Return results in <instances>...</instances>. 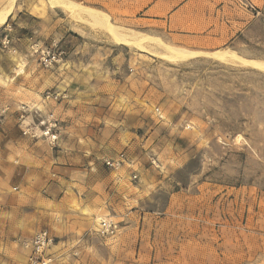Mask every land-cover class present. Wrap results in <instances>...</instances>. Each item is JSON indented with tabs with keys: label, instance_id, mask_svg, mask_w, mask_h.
<instances>
[{
	"label": "rangeland",
	"instance_id": "374dc122",
	"mask_svg": "<svg viewBox=\"0 0 264 264\" xmlns=\"http://www.w3.org/2000/svg\"><path fill=\"white\" fill-rule=\"evenodd\" d=\"M9 7L10 15L0 24V148L8 150L11 140L20 144V138H28L37 144L28 147L32 154L47 159L45 163L57 162V147L23 135L26 127L33 129L51 115L63 142L69 136L64 129L74 130L80 144L91 139L103 156L96 161L94 212L85 205L83 216H69L81 206L77 189L67 185L63 222L52 233L41 225L43 211L52 210L43 204L45 191L59 178L68 179L65 172L19 174L8 185L13 190L0 188V198H12L11 204L0 199V210L22 208L25 227L40 224L38 229L53 238L56 234V243L65 241L55 249H65L61 264H264V68L232 61L264 63V0H210L211 23L219 20L220 34L225 24L226 42L218 52L198 59L193 54L175 59L165 54L160 40L140 33L144 38L137 45L119 44L106 33L104 21L80 8L49 0H0V14ZM48 13L63 19L66 28L87 26L84 18H90L101 36L84 40L106 42L118 56L104 69L90 64L82 70L80 53L43 69L32 47L59 42L16 46L12 40L29 37L23 28L31 14L43 20ZM10 61L12 75L1 72ZM46 92L58 94V100L48 104ZM99 96L106 98L102 105L91 103ZM69 118L79 121L65 125ZM128 130L138 142L135 162L108 169L104 162L120 149L109 141L119 134L124 141ZM85 159H80L84 167ZM108 171L113 174L104 187ZM5 214L8 228L0 234L11 238L0 237L1 264H24L27 252L20 242L38 229L21 228L24 233L13 235L17 227ZM103 220L117 225L114 235L98 231Z\"/></svg>",
	"mask_w": 264,
	"mask_h": 264
},
{
	"label": "crops",
	"instance_id": "0c3cea01",
	"mask_svg": "<svg viewBox=\"0 0 264 264\" xmlns=\"http://www.w3.org/2000/svg\"><path fill=\"white\" fill-rule=\"evenodd\" d=\"M65 1L80 7V9L88 10L105 18L107 22L114 27L147 35L160 40L166 46L182 49L188 53L196 55L193 59L203 58L208 54L218 52V50H220L219 48L225 45L226 42L225 24H221L220 34L219 20L211 23V13L209 11L210 0ZM57 11L63 13L61 8H58ZM84 19L90 26L77 25L76 23L73 28H66L65 24H62L63 19L60 17L56 20V17L53 18L50 13H48L46 18L42 20L31 14L28 22L23 28L26 30L25 36L29 37L25 40V37L20 36L15 39V42L12 40V43H16V46L18 45L17 42L20 44L27 42L29 46L34 43L48 45L54 40L59 42L60 48L65 51V61L67 60V57L68 60H70L73 55L80 53L81 57L77 59H79V62L82 64V70L86 69V66L90 64L92 66H96L98 69H104V64L109 60L115 59L119 53L116 52V49L113 46L108 45L106 42L105 44L103 42L100 44L86 42L83 37L93 39L91 37L101 36L102 31L91 26L92 20L90 18ZM38 20H41L40 23ZM91 48L95 50H92ZM84 54H88V56L83 57ZM6 66L7 67L3 68L1 72H5V74L9 72V74L12 75L13 68L11 61L8 62V65ZM105 99V97L99 96L96 100H91V103L98 102L102 105L101 101ZM48 102V104L51 103V101ZM76 121H79V119L69 118L66 120L65 125L73 124ZM115 123L118 124V120H115ZM64 130H66V133H69V136L63 142L62 139H60L61 134L59 133V142L57 150L55 151L57 155V162H55V159H52L53 162L48 161L45 163L44 161L47 159H41L37 155L32 154L28 147H30V145L34 146L36 143H33L32 140L28 138H20V144L11 140L12 142L8 150L5 146L0 148V188H9L13 190L8 185L12 181L16 182L18 175L24 172L27 174L40 172L45 174L50 172H65L70 175L68 179L59 178V183L55 185L51 184L45 191L46 194L48 193V196L43 199V204L47 205L48 208L52 205V210L48 209V211H43L44 218L42 219L41 225H46L50 231L52 228H59L56 223L60 224V222H63L62 216H64V212L62 211L61 206H63L65 201L69 198L65 196L67 185H72V187L77 189V195L75 198L77 200V204L81 206L79 211H75V213H72L69 216H83L81 214L83 211L82 206L85 205H90L89 209L90 211H93L95 203H97L95 199H98V197L92 195V190L99 184L97 181L99 166L96 161L98 157L103 156V154H99L95 143L92 142L91 139L85 140V144H80L81 140L79 133H76L74 130L68 128ZM134 133L131 130H128L124 135V141L121 139V134L117 136V139L114 138L109 141V143H111L114 147L117 146L120 148L113 158L123 154L122 151L125 149L126 154L124 155L127 158V163L131 165L135 162L133 150L137 146L138 142L135 140L136 137L134 136ZM71 138L73 139L72 145L70 143L72 140ZM123 142L125 143V146H123ZM21 144L25 145V149H23ZM47 155L49 156V152ZM82 158H89L88 160L85 159L87 162L86 167L80 163V159ZM53 163H57V165L54 166ZM112 174L113 171L105 173L106 176L101 181L102 184H105L104 187H106V184L110 183ZM86 178L88 180H91L92 178L94 179L91 181V184H89V182L86 181ZM70 179L72 180L71 182L67 181ZM84 179L85 181H82ZM46 180H48V178H46ZM21 184L22 183H16L15 187L17 189H21ZM72 192L74 193V190ZM0 199L3 200V203L11 204L12 202V198L7 199V197H1ZM21 211L22 208L19 210H13L10 208L5 212L0 210V232L6 231L4 226H7L8 228L7 221L3 219V217L6 216L5 213L10 214L13 219L11 223L13 226L17 227L13 229L15 232L13 235L19 234L21 232L20 230L23 228L24 231L31 232L36 228H39L40 224L37 223H33L31 228L25 227L24 221L27 220V218L25 215H20ZM78 222H81V220L79 219ZM35 224L38 226H35ZM39 230H42V228L37 231ZM24 231L21 233H24ZM3 234L4 233L0 234V237L3 238ZM53 234L56 238V234ZM10 238L11 235L7 238L6 234L3 239L8 241ZM69 239L70 238L68 237L67 240ZM72 239H74V237H72ZM61 243H65V241H60V243L57 242L53 248V251L57 254L60 260H62L61 256L65 253V249H55ZM252 264L259 263L255 261Z\"/></svg>",
	"mask_w": 264,
	"mask_h": 264
},
{
	"label": "built area",
	"instance_id": "2783aa9c",
	"mask_svg": "<svg viewBox=\"0 0 264 264\" xmlns=\"http://www.w3.org/2000/svg\"><path fill=\"white\" fill-rule=\"evenodd\" d=\"M9 43L8 36L5 35L3 37V45L7 46ZM32 49V55L36 56L39 66L45 70L57 65L66 55L65 51L55 42L45 47L34 45ZM58 97L59 95L56 93L46 92L43 99L44 101H55L58 100ZM2 114L3 111L0 110V116ZM23 135H30L32 138L45 140L51 147H57L59 142L57 123L51 115L44 117L33 129L26 127ZM104 163L108 169H118L123 165H129L124 154L106 160ZM135 178L136 176L134 175L133 179ZM98 231L103 235L112 236L117 232V225L111 221L103 220L99 224ZM20 244L27 252L24 264H61L60 258L53 251L56 244L55 238L47 230L37 231L30 239L23 240Z\"/></svg>",
	"mask_w": 264,
	"mask_h": 264
},
{
	"label": "bare ground",
	"instance_id": "6f19581e",
	"mask_svg": "<svg viewBox=\"0 0 264 264\" xmlns=\"http://www.w3.org/2000/svg\"><path fill=\"white\" fill-rule=\"evenodd\" d=\"M50 4L51 5H66L67 6H72L75 8H80V7H77L67 1H64V0H49ZM10 8V7H9ZM85 10V9H83ZM1 11V10H0ZM93 20H98L100 19V21H104V28L106 30V33L109 35V37L119 43V44H124V45H131V46H134V45H137L140 41V38H142L143 36H140L139 34L137 33H134V34H126L125 33H122L121 31H119L117 28H115L114 26L110 25L107 20L103 17H100L98 16L97 14L93 13V12H90L88 10H85ZM11 13V8L10 9H7L6 11L2 12L0 14V24H2V22H4V20L10 15ZM146 37V36H145ZM144 38V37H143ZM152 39V38H151ZM142 40V39H141ZM145 41V40H144ZM154 41V40H153ZM148 42H151L148 41ZM157 43V42H156ZM161 43V42H160ZM142 45V44H141ZM166 46V45H165ZM162 48V47H161ZM164 50H165V54L167 55H170L171 57L175 58V59H182V58H186V57H191V53H188V52H184L183 54L180 53L179 51H177L176 49L174 48H169V47H163ZM194 56V54H193ZM232 56V55H231ZM220 57V55H219ZM218 57V58H219ZM236 57V56H235ZM233 58V57H232ZM231 58V59H232ZM230 59V58H229ZM236 59V58H235ZM232 59L233 62L237 61L239 64L241 65H246L248 66L247 64H250L252 66H257L258 68L259 67H262L264 68V63H261V62H257V61H246V60H243V59ZM229 61V60H227ZM231 62V61H230ZM236 62V64H237ZM235 64V63H234Z\"/></svg>",
	"mask_w": 264,
	"mask_h": 264
}]
</instances>
